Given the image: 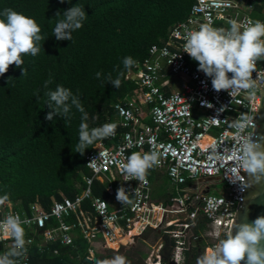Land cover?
<instances>
[{"label":"built area","instance_id":"obj_1","mask_svg":"<svg viewBox=\"0 0 264 264\" xmlns=\"http://www.w3.org/2000/svg\"><path fill=\"white\" fill-rule=\"evenodd\" d=\"M231 20L264 22V0H193L185 18L169 29L166 40L150 46L141 62L126 71L124 80L135 88L112 107L123 132L116 143L98 140L84 155L88 175L81 176L79 192L72 198L52 201L47 211L33 204L29 214H24L9 206L0 215V220L19 215L28 221L23 226L25 239L31 243L25 245L27 252L19 264H26L31 246L41 248L52 242L71 245L75 236L87 244L85 259H91L94 242L99 241L107 250L113 243L119 248L124 245L120 239L128 233L135 231L134 239L146 228L161 229L174 240L176 264L181 260L183 239L198 212L208 223L205 236L211 241L203 254L226 238L241 198L240 182L231 180L236 168L231 152L237 147L232 124L241 114L254 116L258 92L255 97L245 92L233 97L224 90L216 92L211 78L198 71V62L183 51L189 30L203 23L228 28ZM257 70L264 72V61L257 63ZM144 120L149 123H142ZM246 131L252 132V128ZM153 150L160 154V163L150 170L162 173L176 188L169 207L152 200L147 176L145 181L126 178L117 164L126 162L133 152ZM216 156L224 159L217 160ZM217 183L222 185V192L209 193V186ZM94 185L103 190L104 198L92 195ZM121 186L129 196L124 204L116 199ZM171 214L181 219L169 218L162 224L163 216ZM13 243L10 236L0 235L1 254ZM159 248L156 244L150 264H158Z\"/></svg>","mask_w":264,"mask_h":264},{"label":"trees","instance_id":"obj_2","mask_svg":"<svg viewBox=\"0 0 264 264\" xmlns=\"http://www.w3.org/2000/svg\"><path fill=\"white\" fill-rule=\"evenodd\" d=\"M193 0H0V12L12 9L32 17L41 27L44 37L39 42L40 52L23 55L20 68L10 65L0 76V196L9 200L0 205V215L7 209L29 214L30 207L37 204L47 211L52 201L72 198L79 192L81 176L88 175L84 167V155L97 142L88 146L83 154L76 152L79 143V125L82 114L73 107L70 118L54 117L48 121V91L58 85L71 89L80 97L88 113L90 128L105 123H116L113 105L129 95L135 86L124 80L127 70L125 57L141 62L152 45L162 44L169 29L183 20ZM79 4L86 12L83 26L72 33V39L57 40L53 29L63 12ZM61 12L59 17L57 12ZM26 74L22 76V69ZM132 68V67H131ZM101 73L97 78L96 73ZM111 74L119 78V89L107 83ZM51 83L45 88V81ZM123 132L117 126L116 133L105 144H114ZM150 183L161 179L152 187L151 198L162 207L171 205L173 192L168 189L167 178L151 170ZM92 195L104 198L103 190L96 185ZM172 227H169L171 229ZM208 223L198 212L194 225L186 233L181 248V260L176 264H197L198 257L210 244L205 236ZM136 244L123 254L130 264H145L147 252L159 244L158 264H175L174 240L161 229L146 228L138 236ZM87 244L75 236L71 245L58 242L28 250L26 264H87ZM124 248H119V250ZM97 261L109 258L117 252L107 250L99 256L92 249ZM54 251V253H53ZM2 247L0 246V254ZM95 262V264H96Z\"/></svg>","mask_w":264,"mask_h":264},{"label":"clouds","instance_id":"obj_3","mask_svg":"<svg viewBox=\"0 0 264 264\" xmlns=\"http://www.w3.org/2000/svg\"><path fill=\"white\" fill-rule=\"evenodd\" d=\"M63 3L64 0H61ZM63 19L57 21L53 29V36L57 40L72 39V33L83 26L86 12L83 7L76 4L63 13ZM61 12H57L59 17ZM41 27L32 17L18 13L12 9L0 12V76H3L10 65L20 68L24 61L23 55H37L40 52L39 42L44 39L40 34ZM194 61L198 62V71H202L211 78L213 90L227 91L231 97L241 92L255 97L258 91L264 88L258 84L264 80V72L257 70V63L264 61V22L248 20L246 23L231 20L229 27H214L211 23H203L198 29L189 30L185 35L184 51ZM136 62L132 57H125V69H131ZM256 77L253 78V73ZM26 69H22V76ZM231 74V76H229ZM123 73H118L113 79L109 73L107 83L119 89ZM100 78L101 73H96ZM51 79L45 81V88ZM48 107L50 111L45 116L48 121L54 117L70 118L71 109L75 107L81 114L79 125V143L76 152L83 154L89 145L98 140L112 137L116 133V123H105L99 127L90 128L88 113L85 111L80 97L73 94L71 89L58 85L55 90L48 91ZM212 107L211 104L207 105ZM223 108L220 109L222 111ZM254 116L241 114L232 124L235 129L237 147L232 150L231 156L235 159L236 168L232 170L231 180L239 181L247 186L240 172H246L255 182L264 180V142L254 140V133L247 132L255 128ZM215 159H224L216 156ZM160 163V154L153 150L150 152H133L125 161H117L119 169L126 178L145 181L148 171ZM116 199L124 204L129 201L128 191L119 187ZM9 200V195L0 196V205ZM19 215H8L0 220V235L10 236L14 243L10 250L0 254V264H19L20 258L25 256V245L31 243L26 240L24 224ZM233 229L236 230L233 235ZM225 239L220 240L214 249L198 257L197 264H264V216L257 217L251 223L245 221L235 223ZM96 264H130L123 255H115L108 259L97 261Z\"/></svg>","mask_w":264,"mask_h":264},{"label":"water","instance_id":"obj_4","mask_svg":"<svg viewBox=\"0 0 264 264\" xmlns=\"http://www.w3.org/2000/svg\"><path fill=\"white\" fill-rule=\"evenodd\" d=\"M261 88H264V80L260 83ZM255 128H252L254 140L264 142V92L258 91V99L256 103L255 113ZM240 176L244 178L247 186L241 185V198L237 204L228 232L233 229L235 223L249 222L251 223L257 217L264 216V180L255 182L254 178L241 171ZM227 232V234H228ZM236 230L233 229V235ZM87 264H95L96 259H85ZM241 264H245L244 261Z\"/></svg>","mask_w":264,"mask_h":264},{"label":"rangeland","instance_id":"obj_5","mask_svg":"<svg viewBox=\"0 0 264 264\" xmlns=\"http://www.w3.org/2000/svg\"><path fill=\"white\" fill-rule=\"evenodd\" d=\"M161 183V179L159 178V179H156L155 180V182L154 183H152L151 184V187H155V186H158L159 184ZM169 187H168V189L170 190V191H172L173 192V195H175V187L173 186V185H168ZM209 193H211V194H220L221 192H222V185L221 184H211L210 186H209ZM7 208H9V206L7 205ZM11 208V207H10ZM173 214H171V215H164L163 216V218H162V224L166 221V220H169V218H179V219H181V216H172ZM155 222H157V220L155 221ZM132 236H134V233H129V234H127L123 239H122V241H121V243L122 244H124V245H127V246H124L123 245V247H125L124 249H121V250H117L118 251V253H116V254H114L113 256H110L108 259H110V258H112V257H114L115 255H121V254H123L128 248H130V247H132V246H134L136 243V240H137V238H134V239H132ZM110 246H111V248H116V244L115 243H113V244H109ZM144 251H146L147 252V258L145 259V261H144V263L146 264V263H148V264H150V261L152 260V258H153V256L156 254V251H157V249H156V245L154 244V245H152V246H150L148 249H146V250H144Z\"/></svg>","mask_w":264,"mask_h":264},{"label":"crops","instance_id":"obj_6","mask_svg":"<svg viewBox=\"0 0 264 264\" xmlns=\"http://www.w3.org/2000/svg\"><path fill=\"white\" fill-rule=\"evenodd\" d=\"M142 123H144V124H148L149 122L147 121V120H144V121H142ZM162 174V173H161ZM168 181V180H167ZM168 185H170L169 184V182H168ZM151 190H152V187H151ZM175 195H176V188H175ZM138 236H136L135 238H137ZM123 239V238H122ZM122 239H120V242L122 241ZM133 239V238H132ZM46 245V244H45ZM45 245H43L42 247H44ZM110 246V245H109ZM124 246H127V245H124ZM119 248H125V247H123V245H120V247ZM119 248H112V249H108V250H110V251H112V252H117V250L119 249ZM92 249H94V250H96L97 252H98V255L99 256H101V255H103V254H105L106 253V251H107V249H104V248H102L101 247V245L99 244V241L98 242H94V244L92 245ZM94 252V251H93ZM111 256H113V255H111ZM92 257L94 258V255H92Z\"/></svg>","mask_w":264,"mask_h":264},{"label":"bare ground","instance_id":"obj_7","mask_svg":"<svg viewBox=\"0 0 264 264\" xmlns=\"http://www.w3.org/2000/svg\"><path fill=\"white\" fill-rule=\"evenodd\" d=\"M130 233H134L135 234V231H131ZM129 234V233H128Z\"/></svg>","mask_w":264,"mask_h":264}]
</instances>
